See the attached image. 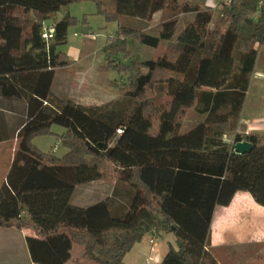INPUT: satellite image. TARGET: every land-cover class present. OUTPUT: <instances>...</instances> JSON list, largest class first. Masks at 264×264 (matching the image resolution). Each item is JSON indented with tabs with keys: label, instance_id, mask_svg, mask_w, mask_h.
<instances>
[{
	"label": "trees",
	"instance_id": "16d2710c",
	"mask_svg": "<svg viewBox=\"0 0 264 264\" xmlns=\"http://www.w3.org/2000/svg\"><path fill=\"white\" fill-rule=\"evenodd\" d=\"M79 1L0 0V94L25 101L28 113L17 132L6 188H0V226L35 232L26 238L35 264H127L126 253L149 232L176 238L159 264H222L209 247L215 207L229 205L238 191L264 206V134H236L234 141L251 143L244 154L233 153L223 138L242 108L257 45L264 46V5L257 10V0H231L209 29L212 12L188 1L115 0L110 10L92 0L107 22L120 16L152 22L159 14L157 35L118 23L102 47L98 70L125 74L118 91L143 102L114 121L100 106L50 93L55 69L72 62L57 47L79 20L67 14L48 26L45 21ZM187 12L193 18L177 37L174 59L131 57L139 43L157 47L159 40H171ZM48 27L54 32L44 38ZM195 57L193 80H180ZM158 89H163L159 102L148 101ZM190 111L204 114L203 120L179 131ZM54 124L65 129L58 135L67 148L61 157L32 142L54 134ZM105 176L130 187L126 204L114 206L108 199L87 207L70 203L76 185ZM73 246L82 255L71 260Z\"/></svg>",
	"mask_w": 264,
	"mask_h": 264
},
{
	"label": "rangeland",
	"instance_id": "374dc122",
	"mask_svg": "<svg viewBox=\"0 0 264 264\" xmlns=\"http://www.w3.org/2000/svg\"><path fill=\"white\" fill-rule=\"evenodd\" d=\"M188 1L192 4H197L200 9L202 10H210L212 12V19L208 25V28L211 29L213 27L214 22L221 14L220 7H212L213 2L212 0H179V2ZM101 2L107 7V9L112 10L115 5V0H101ZM68 7L72 14L77 15L76 18L79 20L78 23L72 25L68 28V37L69 42H84V34L81 29L82 18L83 16L88 18L90 21V26L92 32L89 35L94 36V38H89L91 40V50L94 51L95 56L99 57L100 54H104L102 47L106 43L107 37H112L114 34H111V31L114 30V26L116 28V23L113 24L112 22H107L103 18V16L99 14H94L96 11V4L90 0H83L79 2L70 3ZM85 13H92L87 16ZM191 13H183L181 16V21L187 22L189 20V16ZM158 13H156L155 19L152 24H149L150 27L143 30L142 23L139 25L133 24L132 19L135 17L129 16H122L121 17V25L134 28L139 31H145L147 34L150 35H157L156 31V22H157ZM50 20V19H48ZM112 23L106 27H104V23ZM142 22V21H139ZM184 23L180 26H177V30L183 27ZM77 35H75V33ZM110 35V36H108ZM88 41V40H87ZM88 41V42H89ZM175 41V40H174ZM138 51L135 53L134 51L131 54H139L142 58H154L156 56L162 55L166 56L169 59H174L179 51V46L176 42H163L160 46L157 47H150L144 44H137ZM121 62H127L122 55L118 56ZM198 57L193 58L188 70L184 74H179L178 78L184 82H190L193 80L196 69L198 66ZM104 61V59H103ZM94 69L91 74L97 73L98 83L99 86L102 88L105 86V90L111 91V93H106V99L102 100H93L91 101L87 107H102L103 114H108L110 118L114 121H118L120 118L126 117V114L123 113V110H132L136 108L138 105L142 104L143 102L136 101L134 99L128 98L123 96L118 90L120 83L126 80L125 74H118V72L114 70H110V74L107 73H100ZM90 74V75H91ZM68 76V74H65ZM114 79L115 82H119L118 84L108 85L109 82L105 78ZM93 78V77H91ZM91 80V79H90ZM111 82V81H110ZM88 84L93 85V81H88ZM116 89V90H115ZM163 89H158L157 93L154 97L148 99V101H152L155 103L159 102V99L162 98ZM111 101H106V100ZM71 101V100H70ZM195 111H190L188 117L183 121L181 124L179 131H184L188 129L191 125V120L193 121L195 117ZM27 106L26 102L22 101L21 99L16 98H5L0 94V140H6V149H2L0 147L1 152L8 151L9 147L11 146L10 151L14 152L17 148V132L18 129L21 128L24 122L27 121ZM18 128V129H17ZM50 130L54 133L52 135H42L35 137L32 142L43 152H49L53 155L61 157L63 154V147L61 143H59L58 148L56 150L52 149L55 141L59 142V137L61 133L64 132V128L59 125H53L52 129ZM118 134V133H117ZM121 134V133H119ZM15 143V144H14ZM4 144V143H3ZM6 178L2 182L0 179V188H6L4 185L6 184ZM75 188H102L101 190L106 191V188L109 189L110 196L106 197L109 202L114 204H126L130 199L131 192L130 187L127 184H120L119 180L114 177H104L101 179H97L94 181L83 182L75 186ZM77 189V197H81V191ZM93 191V189H90ZM254 200V199H253ZM233 216L232 220L231 217ZM230 218V220H228ZM257 215L255 211L251 208V206L246 205V207L241 210H234L233 213L226 212V209L219 206L216 208L215 212H213L212 222L210 225V237H209V247L212 253L217 257V259L222 264H264V237L259 235V227L257 225ZM151 235H155L151 233ZM80 247H77L74 252L73 256H77L80 254ZM150 259V258H149Z\"/></svg>",
	"mask_w": 264,
	"mask_h": 264
},
{
	"label": "crops",
	"instance_id": "0c3cea01",
	"mask_svg": "<svg viewBox=\"0 0 264 264\" xmlns=\"http://www.w3.org/2000/svg\"><path fill=\"white\" fill-rule=\"evenodd\" d=\"M92 1V0H90ZM101 2V0H100ZM105 7V5L102 3ZM70 5L62 6L59 11L56 12L54 17H51L50 20H46L45 24L51 25L54 22L60 20L65 15H70L76 17L77 15L72 14L69 10ZM107 8V7H105ZM96 11L94 12V14ZM189 16V20L193 18V13ZM87 14V13H85ZM92 13H88L87 16ZM156 14L153 16L152 22H148L143 19H132V23L139 25L142 23L143 30L150 27L149 24H152L155 19ZM121 17H119L118 22H112L113 24L116 23V28L118 27V23L121 24ZM181 17H179V22L177 26L180 24L183 25L180 29L177 30L175 35L171 38V40H159L158 46L161 45L163 42H176L177 37L181 33V31L185 28L187 22L181 21ZM104 18V17H103ZM159 18V14L157 19ZM142 21V22H139ZM158 21V20H157ZM112 23H104V27L112 24ZM157 24V22H156ZM176 26V27H177ZM114 26V30L111 31V34H115L116 29ZM131 28V27H130ZM81 29L84 34V42H69V37L67 34V42L57 47L59 51L64 52L67 54L69 59L72 61L71 64L58 67L55 69L53 80L50 86V93L53 97L61 99V100H71L76 104H80L83 106H88V104L93 100H102L106 99V93H111V91L105 90V84L101 88L99 84H96L97 73L91 74L94 69L103 64L104 54H100L99 57L95 56L94 51L91 50V39L85 37L86 32H92L90 21L86 18V22L82 24ZM145 32V31H144ZM75 33V32H74ZM77 35V33H76ZM110 36V35H108ZM111 37V36H110ZM89 42H88V41ZM175 40V41H174ZM257 55L255 58L253 71L249 79L248 87L245 93V99L242 105L241 110L239 111L235 125L231 132L226 134L227 142L229 145L232 144L234 141V136L236 134L240 135H247V134H264V46L257 45ZM134 55V54H133ZM162 55L156 56L160 57ZM132 57V54H131ZM111 71L104 72L110 74ZM101 73V72H100ZM68 74V76H65ZM91 74V75H90ZM103 74V73H102ZM93 77V78H91ZM91 79V80H90ZM109 82L108 85H112L114 83L110 81H114L111 78H105ZM88 81H93V85L88 84ZM117 83V82H116ZM119 83V82H118ZM117 83V84H118ZM116 90V89H115ZM108 97V96H107ZM104 101V100H102ZM111 101L109 100H106ZM195 117L193 121L191 120V125L188 127L189 130L194 125L199 123L203 120L204 114H199L196 111ZM53 125H51L52 129ZM18 129V128H17ZM19 130V129H18ZM65 131V129H64ZM185 131V130H184ZM6 140H0V147L4 150L6 149L5 143ZM17 141V140H16ZM4 143V144H3ZM60 142L55 141L52 149L56 147L58 148ZM15 144V143H14ZM11 146L9 147L8 151L1 152L0 151V179L2 182L4 181L5 177L10 171L12 166V162L14 159V152L10 151ZM67 148H63L62 154H66ZM120 184H124L123 182L119 181ZM77 189L74 188L71 197L70 203L72 205L78 207H87L90 206L98 201L105 200L106 197L110 196L109 189L104 188H81V197H77ZM93 189V191H90ZM246 205L251 206V208L255 211L257 215V225L259 229V235L264 237V206L257 204L250 193L246 191H238L233 199L227 206H221L226 209V212L233 213L234 210L241 211L243 210ZM114 206H118V204H114ZM218 206L215 207V210ZM214 210V212H215ZM26 211H22V215H26ZM233 216L231 217L232 220ZM230 220V218H228ZM234 220V219H233ZM232 220V221H233ZM36 234L32 229L27 228H16V227H5L0 226V264H35L31 261L28 249L26 238L28 237H35ZM153 238V242L150 243L149 239ZM175 236L172 233H164L161 235H151V233H146L142 240L138 243H135L129 252L126 253L124 257V262L127 264H159L162 260L163 256L166 254L168 250V245L172 244L175 246ZM79 246H73L71 250V260L80 257L82 255V250H80V254L77 256H73L74 250ZM151 247L153 250L151 251ZM150 258V259H149ZM83 264H94L91 262L82 261Z\"/></svg>",
	"mask_w": 264,
	"mask_h": 264
},
{
	"label": "built area",
	"instance_id": "2783aa9c",
	"mask_svg": "<svg viewBox=\"0 0 264 264\" xmlns=\"http://www.w3.org/2000/svg\"><path fill=\"white\" fill-rule=\"evenodd\" d=\"M230 1L231 0H212L213 4L215 3L214 5H212V7H220L221 8L222 6L229 4ZM262 5H264V0H257V10H260ZM53 32H54V28L53 27H48V29L42 34V36L44 38H47V36L50 37L53 34ZM75 35H76V33H75ZM85 37L94 38V36L89 35V33L86 34ZM121 131H122V127L119 126L116 129V133L119 134V133H121ZM223 138H224L225 141H227L226 135H224ZM53 150H56V147H54ZM149 242L150 243L153 242V238L152 237L149 239ZM152 250H153V248L151 247V251Z\"/></svg>",
	"mask_w": 264,
	"mask_h": 264
},
{
	"label": "water",
	"instance_id": "95a60500",
	"mask_svg": "<svg viewBox=\"0 0 264 264\" xmlns=\"http://www.w3.org/2000/svg\"><path fill=\"white\" fill-rule=\"evenodd\" d=\"M101 147L104 146L103 143L100 144ZM251 143L246 141V140H241V141H233L231 144V149L233 153L236 154H244L247 153L251 150Z\"/></svg>",
	"mask_w": 264,
	"mask_h": 264
}]
</instances>
